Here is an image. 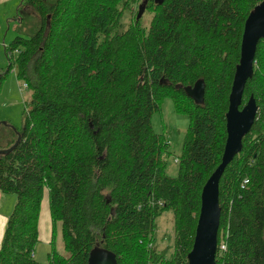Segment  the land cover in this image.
Here are the masks:
<instances>
[{
	"label": "trees",
	"instance_id": "16d2710c",
	"mask_svg": "<svg viewBox=\"0 0 264 264\" xmlns=\"http://www.w3.org/2000/svg\"><path fill=\"white\" fill-rule=\"evenodd\" d=\"M262 1L21 0L0 80L15 69L31 97L21 127L0 146L20 136L0 154V193L15 195L0 264H41L34 248L45 197V264H87L96 248L117 264H187L201 191L224 149L244 23ZM139 6L152 13L148 29ZM254 62L242 106L252 97L257 113L219 182L216 264H264V39ZM198 80L200 105L184 92ZM166 98L188 117L176 177L166 175L170 145L151 125ZM166 211L170 259L152 247ZM58 223L67 256L54 248Z\"/></svg>",
	"mask_w": 264,
	"mask_h": 264
},
{
	"label": "water",
	"instance_id": "95a60500",
	"mask_svg": "<svg viewBox=\"0 0 264 264\" xmlns=\"http://www.w3.org/2000/svg\"><path fill=\"white\" fill-rule=\"evenodd\" d=\"M162 4L163 0H154ZM142 7L139 6L138 13ZM264 39V0L249 13L243 28L240 43L239 61L235 67L232 85L228 96V109L225 114L226 140L221 161L205 182L200 195V209L195 228L192 249L187 255V264H216L217 233L220 220L218 201L219 182L226 166L240 152L243 137L251 129L257 106L252 97L242 106L245 85L252 78L256 48ZM205 85L198 80L192 87H185L184 92L194 104L203 103ZM20 136L8 149H1L0 154L11 152L18 144ZM87 264H117L116 257L104 249H94Z\"/></svg>",
	"mask_w": 264,
	"mask_h": 264
},
{
	"label": "rangeland",
	"instance_id": "374dc122",
	"mask_svg": "<svg viewBox=\"0 0 264 264\" xmlns=\"http://www.w3.org/2000/svg\"><path fill=\"white\" fill-rule=\"evenodd\" d=\"M6 1V0H2ZM21 0H16L8 5L4 12H0L1 32H0V76L3 75L7 67L4 48L15 37L14 28L16 25L17 7ZM128 13L122 19V23L129 25ZM141 17V25L148 29L152 13L141 10L137 18ZM131 18V17H130ZM8 26V27H7ZM31 90L27 89L22 82L18 81L15 69L0 80V146H4L7 141L14 136L16 128H20L23 120L26 103L30 100ZM152 129L155 133L163 134L170 145L171 156L167 158L166 175L176 177L177 163L176 157L181 154L182 143L188 128V117L185 114H178L173 109V104L169 98L163 100L160 112L153 114L151 119ZM15 204V195L0 193V217L6 214L7 218L12 212ZM8 212V213H7ZM47 204L43 201L40 217V238L34 248V258L40 262L47 259L50 252V232L49 226L47 235L43 232V221L48 220ZM61 224H57L54 235V248L61 256H67L63 247L61 237ZM174 220L170 211L163 212L155 219V230L153 232L152 247L155 251L164 253L167 259L173 255L174 248Z\"/></svg>",
	"mask_w": 264,
	"mask_h": 264
},
{
	"label": "crops",
	"instance_id": "0c3cea01",
	"mask_svg": "<svg viewBox=\"0 0 264 264\" xmlns=\"http://www.w3.org/2000/svg\"><path fill=\"white\" fill-rule=\"evenodd\" d=\"M15 1L16 0H6V1L0 0V12L3 13L5 11L4 9L8 5H10L12 2H15ZM1 24H2V22L0 21V32H1ZM43 201H46V204H47V213H48V218H49L48 220L43 221V232H45V234L47 235L48 226H49L50 241H51V220H50V215H49L47 198L45 197V199ZM43 201H42V205H43ZM42 205H41V212H42ZM40 217H41V213H40ZM7 219L8 218H7L6 214L3 215L2 217H0V244H1V241H2V238H3L4 229H5V225H6ZM40 226H41V223H40V219H39V238H40ZM50 241H49V243H50ZM38 262H40V261H38ZM40 263L41 264H45L46 263V259L44 261L40 262Z\"/></svg>",
	"mask_w": 264,
	"mask_h": 264
},
{
	"label": "built area",
	"instance_id": "2783aa9c",
	"mask_svg": "<svg viewBox=\"0 0 264 264\" xmlns=\"http://www.w3.org/2000/svg\"><path fill=\"white\" fill-rule=\"evenodd\" d=\"M25 87H26V85H25ZM244 183H246V181Z\"/></svg>",
	"mask_w": 264,
	"mask_h": 264
}]
</instances>
